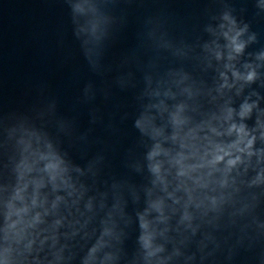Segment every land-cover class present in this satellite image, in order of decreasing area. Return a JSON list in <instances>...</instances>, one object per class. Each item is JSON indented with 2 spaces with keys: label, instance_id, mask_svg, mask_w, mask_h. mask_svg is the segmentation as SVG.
Masks as SVG:
<instances>
[{
  "label": "clouds",
  "instance_id": "9594fccd",
  "mask_svg": "<svg viewBox=\"0 0 264 264\" xmlns=\"http://www.w3.org/2000/svg\"><path fill=\"white\" fill-rule=\"evenodd\" d=\"M117 3L71 5L73 36L101 77L111 71L104 57L113 20L100 5ZM216 4L218 12L205 9L215 22L203 26L208 39L195 43L169 38L163 16L146 21L148 47L192 60L201 74L181 67L145 77L139 98L148 102L133 127L147 150L141 163L130 149L125 166L146 170V183L103 178V152L86 167L75 164L45 130L54 101L34 117L0 116V264H236L242 253L264 264V46L246 56L259 34L238 20L230 0H209ZM257 7L264 11V3ZM209 70L211 85L203 78ZM98 92L111 96L88 82L78 103ZM98 113L90 109L92 125L102 122ZM56 124L72 136V121ZM91 131L78 140L87 143Z\"/></svg>",
  "mask_w": 264,
  "mask_h": 264
}]
</instances>
